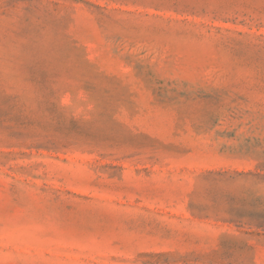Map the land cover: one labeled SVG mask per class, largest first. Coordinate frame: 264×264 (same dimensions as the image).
Wrapping results in <instances>:
<instances>
[{"label": "rangeland", "instance_id": "obj_1", "mask_svg": "<svg viewBox=\"0 0 264 264\" xmlns=\"http://www.w3.org/2000/svg\"><path fill=\"white\" fill-rule=\"evenodd\" d=\"M0 264H264V0H0Z\"/></svg>", "mask_w": 264, "mask_h": 264}]
</instances>
